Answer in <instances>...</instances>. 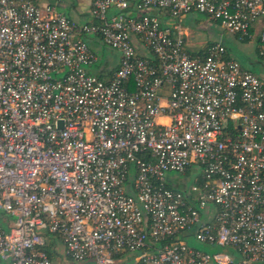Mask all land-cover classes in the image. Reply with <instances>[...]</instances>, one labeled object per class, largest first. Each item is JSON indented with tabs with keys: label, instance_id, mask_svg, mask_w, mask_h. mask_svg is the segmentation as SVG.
<instances>
[{
	"label": "built area",
	"instance_id": "obj_1",
	"mask_svg": "<svg viewBox=\"0 0 264 264\" xmlns=\"http://www.w3.org/2000/svg\"><path fill=\"white\" fill-rule=\"evenodd\" d=\"M194 11L264 59V0H91L83 23L0 0V264H264V78L187 50Z\"/></svg>",
	"mask_w": 264,
	"mask_h": 264
},
{
	"label": "rangeland",
	"instance_id": "obj_2",
	"mask_svg": "<svg viewBox=\"0 0 264 264\" xmlns=\"http://www.w3.org/2000/svg\"><path fill=\"white\" fill-rule=\"evenodd\" d=\"M193 14L197 17V20L195 22L193 21L192 23H182V30H185L187 32V35H184L185 46L187 50L191 52H196L198 49L204 48L209 43L220 42V41L222 42V44L224 43L232 49L236 48L235 47L236 43L229 37L230 35H228L227 32H225L221 28L218 22L209 19L204 13L198 11H194ZM262 25H264L263 20H262ZM99 41H100L99 47L98 49H95L99 62L105 60H111L112 58H114V55L119 54L118 51L113 50L110 47H108L106 44H104L101 41V39ZM146 53L148 55H151L147 50ZM234 55L236 57L235 59L243 67L248 69V67L245 64V58L243 57V55H241V52L240 53L234 52ZM108 62H109L108 66H110L111 62L110 61ZM248 70L254 71L256 72V74L258 73V75L264 78V70L260 68L259 64H255L254 66L249 67ZM197 171H198V167L194 166L187 173H178L175 171H171L168 173V177L169 178L173 177L176 179L174 183L176 187L185 189L190 187ZM188 244L198 249H204L200 243H195L191 240L188 242ZM211 251H218V250H211ZM60 256H64V246L63 243L60 240H58L57 251L55 254H53V259L56 260L57 262V259ZM64 264H81V263L79 262L74 263L64 256Z\"/></svg>",
	"mask_w": 264,
	"mask_h": 264
},
{
	"label": "crops",
	"instance_id": "obj_3",
	"mask_svg": "<svg viewBox=\"0 0 264 264\" xmlns=\"http://www.w3.org/2000/svg\"><path fill=\"white\" fill-rule=\"evenodd\" d=\"M33 1L34 3L38 5L53 4L57 12L70 17L71 19L77 21L78 23L91 21V17H90L91 0H33ZM196 20H197V17L192 12L184 16L182 22L192 23L193 21L195 22ZM259 23H258L259 24L258 27L261 28L262 23L260 21ZM183 31L187 35V32L185 30ZM227 34L230 35L229 37L236 43L235 49H232L228 45L223 43L224 46L226 47L227 54L229 56L236 58L234 55V52H237V53L241 52V55H243V57L245 58V64L248 67V69L249 67L254 66L255 64H259L260 68L264 70V59L261 58L258 53V41L256 39V36L252 38H248V39L247 38L239 39L237 36L229 34L228 32ZM86 40H87V43L90 49L96 53L95 49H98L100 39L96 36L89 35L86 38ZM199 50L201 49H198L197 51ZM108 61L111 62L110 66H108L109 64ZM118 65H119V54L114 55V58H112L111 60H105V61H100V62L98 61L95 65L87 67V70L88 72L94 75H97L100 78L109 79L113 71L116 70V68L118 67ZM190 240L195 242L193 238H190L187 241L189 242ZM202 246L204 248L202 250L208 251V252H211V250L232 252L230 248H222V247H214V246L208 247L205 245H202Z\"/></svg>",
	"mask_w": 264,
	"mask_h": 264
},
{
	"label": "trees",
	"instance_id": "obj_4",
	"mask_svg": "<svg viewBox=\"0 0 264 264\" xmlns=\"http://www.w3.org/2000/svg\"><path fill=\"white\" fill-rule=\"evenodd\" d=\"M245 39H246V38H245ZM247 39H248V38H247ZM203 51H204V50H203V49H201V50H200V53H202ZM199 180H200V179H198V181H199ZM47 250H48V253H49L50 249H49V248H47ZM50 253H51V252H50ZM50 253H49V254H50Z\"/></svg>",
	"mask_w": 264,
	"mask_h": 264
}]
</instances>
